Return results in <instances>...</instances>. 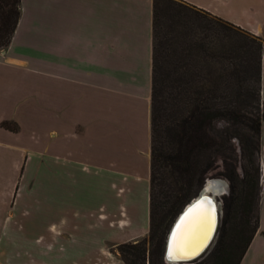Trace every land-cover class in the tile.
Here are the masks:
<instances>
[{"label":"crops","instance_id":"obj_1","mask_svg":"<svg viewBox=\"0 0 264 264\" xmlns=\"http://www.w3.org/2000/svg\"><path fill=\"white\" fill-rule=\"evenodd\" d=\"M178 1L264 42V0ZM153 50L154 0H20L0 49V264H112L103 241L149 233ZM260 86L264 105V46ZM259 159L240 264H264V120Z\"/></svg>","mask_w":264,"mask_h":264},{"label":"rangeland","instance_id":"obj_2","mask_svg":"<svg viewBox=\"0 0 264 264\" xmlns=\"http://www.w3.org/2000/svg\"><path fill=\"white\" fill-rule=\"evenodd\" d=\"M212 25L223 29L213 17L176 1L158 0L157 2L154 25V47L158 60L156 76L159 129L157 139L167 155L185 126V121L191 110L190 97H193L197 91L203 93L201 97L205 100L208 99L212 109L227 108L232 100L233 103L240 101L247 106V108L242 106L244 113L254 112V105H259L260 111H264L262 101H258L259 85L254 72L252 75L254 62L244 64L241 60L248 38L255 35L248 31L246 32L249 34L246 35V33L232 28L227 30L231 38L226 40L216 35L215 29L211 28ZM256 40L264 46L261 38L257 37ZM231 48L233 49L230 50ZM207 120L210 121V119ZM207 120L204 126L209 129L210 125ZM211 126L220 134L234 132L235 128L230 118L224 114L216 116L212 120ZM231 145L235 148L234 150L227 148L209 159V150H202L198 158L197 172L195 171L188 188V199L195 197L204 183L212 179H223L228 183L229 188L225 194L217 197L221 204V215L220 227L214 243L202 255L201 261L188 264H202L203 262L219 264V261L211 256L219 242H224V246L227 248L231 240H236L238 244L236 248H238L257 226L258 183L255 189H251L252 201L248 204L250 211L247 214L244 212L245 205L242 200L230 201L231 186H236L240 191L242 184V173L238 163L241 160L238 139L233 138ZM226 156L235 157L237 161L235 164L237 175L234 181L225 175L228 171L226 161L229 160ZM243 161L247 164L246 160ZM248 166L253 172L252 165L248 164ZM160 173L163 178L162 187L166 193L172 192L174 186H178L183 181V178L178 179L177 184L172 181L169 166L160 170ZM162 187H156L158 201L163 195ZM159 217L160 214H157L156 219L158 220ZM171 222L169 221V224ZM235 230L241 233L234 234ZM147 237L148 234L128 242L136 243ZM118 239L120 240V236ZM121 243L123 242L108 244L103 241L102 243L103 247H109L112 264H123L118 252V245ZM147 246H149V241ZM114 259L116 262H113Z\"/></svg>","mask_w":264,"mask_h":264},{"label":"trees","instance_id":"obj_3","mask_svg":"<svg viewBox=\"0 0 264 264\" xmlns=\"http://www.w3.org/2000/svg\"><path fill=\"white\" fill-rule=\"evenodd\" d=\"M179 4L192 8L199 11L205 15H209L205 12L197 10L196 8L182 3L178 0ZM158 0H154V25L156 17V7ZM20 16V0H0V49L5 48L11 42L13 33L17 26ZM211 16V15H209ZM215 19L216 23L220 25L223 29H219L212 25L211 28L215 29L216 35L229 40L231 37L227 30L236 28L238 31L246 33V30L233 25L232 23L223 20L216 16H211ZM216 25V24H215ZM251 35V34H250ZM248 38V37H246ZM257 37L252 36L248 38L245 44V49L243 50V55L241 60L244 64L249 62H254V70H252V75L256 77V82L259 85L258 91V101L261 100L260 95V81H261V52L262 45L257 42ZM231 48L230 50H232ZM157 71H158V60L155 53V47L153 50V90H152V112H151V122H152V149H151V177H150V228L148 237L143 241H138L136 243L123 242L118 245V252L121 259L125 264H168L164 259V248L167 233L174 222L177 215L181 212L184 206L192 199H188V188L191 185V179L197 172L198 158L202 150H209L208 159L214 154H218L225 151L227 148L234 150L235 148L231 145L233 138L238 139L239 143V154L240 162L239 166L242 173V184L241 190L239 191L236 186H231L230 191V201L234 202L237 199L244 202L245 213L248 211V204L252 201L251 189H255L258 183V207H259V197H260V186L259 177L261 175L260 166V128L262 120H264V111H260L259 105H254V112L247 111V113L242 112V106L244 103L237 101L238 103H233L230 101V106L224 109H212L208 103V99L205 100L201 97L199 91L195 92L191 99V110L189 112V117L185 121V126L176 138L175 145L172 150L169 151L168 155L164 152L160 141L157 139V133L159 129L158 123V94H157ZM200 90V88H199ZM255 95V92H253ZM257 99V98H256ZM253 106V105H250ZM247 108V106L245 107ZM230 118L232 124L235 126L234 132L226 134H220L217 130L212 128L211 122L216 116L223 115ZM207 119H210L208 121ZM206 120L210 125L209 129L205 128ZM3 126L11 129H16V126L12 125L8 121L3 122ZM244 126V129H243ZM209 130V131H208ZM230 146V147H229ZM229 164L226 161L228 171L225 174L230 180L236 178L237 175V163L235 157H228ZM243 160H246L247 164ZM252 165L253 172L248 166ZM170 167V173L172 181L176 184L178 179L183 178V181L177 186H174L172 192L166 193L163 189V178L160 170ZM205 184V183H204ZM162 187L163 195L160 197L159 201L156 194V187ZM239 193V194H237ZM188 199V200H187ZM231 206V205H230ZM232 209V206L230 207ZM160 214L158 220L156 215ZM169 221L171 224H169ZM258 223V214H257ZM169 224V226H168ZM166 225V226H165ZM220 227V224H219ZM218 227V230H219ZM257 228V226H256ZM253 230L252 234L245 238L244 243L238 246L236 240H231L228 243V247L224 246V242H219L216 249L213 250L211 256L215 260L219 261V264H240L241 258L243 257L252 236L256 230ZM218 232V231H217ZM241 233L235 230L236 234ZM164 240V241H163ZM149 241V246L147 242ZM164 242V243H163ZM151 246V247H150ZM202 257V256H201ZM201 257L195 259L192 262L201 261ZM203 262L202 264H206ZM188 264V263H187ZM194 264V263H191Z\"/></svg>","mask_w":264,"mask_h":264},{"label":"water","instance_id":"obj_4","mask_svg":"<svg viewBox=\"0 0 264 264\" xmlns=\"http://www.w3.org/2000/svg\"><path fill=\"white\" fill-rule=\"evenodd\" d=\"M223 180V179H222ZM227 189L229 188L228 183L225 181ZM207 192L205 187L203 186L198 194L193 197L181 210V212L178 214L177 218L173 222L169 233L167 235V239L165 242V248H164V259L168 264H187L195 259L201 257L202 253L206 251V249L209 247L210 243L212 244L215 241L216 233L218 231L219 223H220V215H221V204L219 203L218 199L214 196L203 194V192ZM197 198V200H195ZM202 203H207L212 208V227L208 234V237L206 239V244L202 246L199 250L193 251V252H187V251H179V248L177 247V240L180 235L181 226L183 227L185 223L187 222L189 216L201 206ZM210 245V247L212 246ZM171 247L174 248V254L170 255L169 250ZM209 247V248H210Z\"/></svg>","mask_w":264,"mask_h":264},{"label":"bare ground","instance_id":"obj_5","mask_svg":"<svg viewBox=\"0 0 264 264\" xmlns=\"http://www.w3.org/2000/svg\"><path fill=\"white\" fill-rule=\"evenodd\" d=\"M203 186L207 190V192L205 191L203 192V194H208L216 198L219 195L225 194V192L227 191L225 181L222 179L209 180L208 182H205ZM195 200H197V198ZM212 212V208L207 203H202L201 206L189 216L185 225L183 227L181 226L180 235L177 240V247L179 248V251H200V248H202V246L206 244V239L212 227ZM212 242L210 243V245L212 244ZM209 247L206 249V251L209 249ZM204 253H202V255ZM169 254H174L173 247H171V249L169 250Z\"/></svg>","mask_w":264,"mask_h":264}]
</instances>
